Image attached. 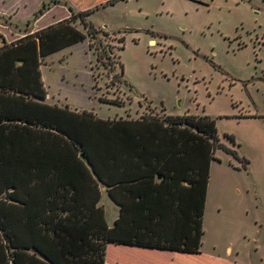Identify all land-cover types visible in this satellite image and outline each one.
<instances>
[{"label":"rangeland","instance_id":"rangeland-1","mask_svg":"<svg viewBox=\"0 0 264 264\" xmlns=\"http://www.w3.org/2000/svg\"><path fill=\"white\" fill-rule=\"evenodd\" d=\"M106 1L0 0V47L65 22L69 8L78 13ZM88 23L101 31L95 38L77 20L76 32L63 28L49 44L35 38L0 55V87L105 121L212 119L220 142L237 154L216 150L201 254L181 256L186 264L209 256L264 264V0H119ZM115 60L123 69L117 63L111 71ZM99 206L112 227L117 205L103 192ZM147 252L154 251L110 245L106 264L151 260Z\"/></svg>","mask_w":264,"mask_h":264},{"label":"trees","instance_id":"trees-1","mask_svg":"<svg viewBox=\"0 0 264 264\" xmlns=\"http://www.w3.org/2000/svg\"><path fill=\"white\" fill-rule=\"evenodd\" d=\"M118 1L78 13L69 8L70 19L4 41L0 55L35 38L45 44L63 28L76 32L70 25L77 20L95 38L101 31L88 17ZM117 63L123 69L115 60L111 71ZM218 149L237 154L220 142L208 117L105 121L0 87V264H106L110 245L200 255ZM103 192L119 207L112 227L99 206Z\"/></svg>","mask_w":264,"mask_h":264},{"label":"crops","instance_id":"crops-1","mask_svg":"<svg viewBox=\"0 0 264 264\" xmlns=\"http://www.w3.org/2000/svg\"><path fill=\"white\" fill-rule=\"evenodd\" d=\"M46 104H48V103H46ZM48 105L53 106V104H48ZM118 210H119V207H118ZM149 251H151V250H149ZM152 251H154V252H147L148 256L152 257L151 260L146 261L145 259H143V260H135L134 259L133 261L136 264H186V262H187L186 258L181 256L180 253L168 252V251H157V250H152ZM196 256H198V255H196ZM137 261H138V263H137ZM201 263L202 264H231V262H229L227 258H223L220 256H209V259L206 262L202 261ZM117 264H122V263H117ZM128 264H130V263H128Z\"/></svg>","mask_w":264,"mask_h":264}]
</instances>
